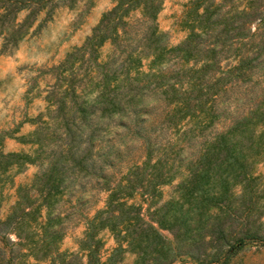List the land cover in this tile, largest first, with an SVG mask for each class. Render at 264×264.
Listing matches in <instances>:
<instances>
[{"label": "trees", "instance_id": "1", "mask_svg": "<svg viewBox=\"0 0 264 264\" xmlns=\"http://www.w3.org/2000/svg\"><path fill=\"white\" fill-rule=\"evenodd\" d=\"M63 4L72 5V0H0V51L17 47L36 21L40 24ZM160 4L161 0H114L83 43L56 66L61 72L69 70L66 77L58 73L67 87L64 94L51 92L53 108L42 120L44 126L38 125L27 139L21 136L35 144L33 149H0V184L11 168L19 171L36 161L41 165L29 181L16 186L14 202L0 215V237L9 247L0 249V264L15 259L17 264H124L127 252L134 257L125 264H227L247 240L264 243L259 219L264 190L254 173V164L264 155V37L253 41L248 27L256 15L252 0L234 15L236 25L229 10L214 18L205 7L199 15L200 31L190 30L176 45L168 44L158 29ZM133 10H139V16ZM232 28L237 30L239 51L232 65L221 67L219 51ZM207 29L212 34L204 38ZM105 42L110 51L100 58L98 48ZM145 57L148 71L142 69ZM172 59L198 65L174 71L172 85L161 68L151 70V65ZM80 69L85 71L81 77ZM183 83L186 88L180 87ZM158 85L166 100L174 97V126L204 137L198 153L186 158L174 149L169 161V144L155 148L146 136L144 159L111 185L106 165L111 146L98 142L93 151L94 142L117 113L125 115L119 124L140 132L141 96ZM233 87L242 112L228 117L221 129L206 133L226 119L219 101ZM186 119L191 121L188 127ZM3 137L0 134V140ZM56 139L55 148L48 151L50 140ZM178 168L185 174L176 195L158 204L157 186L175 177ZM75 180L81 186L91 182L106 196L103 207L85 217L76 249H61L64 216L55 204ZM136 193L148 196L144 209L142 202L129 201ZM102 230L113 238L108 248ZM10 234L16 239L6 238ZM183 254L195 263H176Z\"/></svg>", "mask_w": 264, "mask_h": 264}, {"label": "rangeland", "instance_id": "2", "mask_svg": "<svg viewBox=\"0 0 264 264\" xmlns=\"http://www.w3.org/2000/svg\"><path fill=\"white\" fill-rule=\"evenodd\" d=\"M245 4L248 5V0H161L156 23L162 38L168 44L176 45L186 38L190 30L200 31L199 15L205 7L215 18L217 15L220 17L227 10L230 16H234ZM113 5L114 0H72V5L56 6L40 24L38 21L34 23L32 32L22 39L17 47L7 52L0 51V134H4L0 140V149L4 152L33 149L35 144L23 140L21 136L27 139L38 125H43L42 120L48 119L49 112L53 108L50 103L53 99L51 92L64 94L67 87L65 86L67 81L61 76L58 77V73L66 77L69 70L61 72V68L58 70L56 66L64 59L68 51L83 43L102 13ZM251 7L256 15L248 23V27L253 33L254 41L264 37V0H252ZM132 14L135 17L139 16V10H133ZM43 16L44 14H41L40 19ZM232 21V24L236 25L237 17L234 16ZM217 27L221 26L217 25ZM206 31L209 33H203L204 38L212 34L210 29ZM236 35H238L237 30L232 28L224 48L219 51L221 58L218 64L221 67L235 62V54L239 51ZM216 48L220 49V45ZM109 51L110 43L105 42L98 48L99 57H104ZM149 64V58L145 57L142 64L143 71L149 70ZM262 64L264 65V60ZM197 65L198 63L192 60L183 62L172 59L160 65H151V70L161 68L162 72L170 76L171 83L174 85V71L182 66ZM84 72L83 70L79 77ZM179 86L175 84L178 88L187 87L185 83ZM255 88H259V83ZM163 89V86L158 85L146 90L141 96L140 132L128 131L126 127L119 124L118 122H121L120 119H124L125 115L121 116V113H117L113 115L110 127L101 131L98 140H95L93 151L98 142H100L99 145L111 146L106 162L110 184L123 180L129 167L144 159L146 136L155 142V148L162 149L169 144V161L174 159L172 158L174 149L178 150L177 153L181 157L190 158L197 155L204 137L195 135L193 131L182 133L183 128L177 129L174 126V97L171 96L166 100ZM89 94L87 93L86 97ZM236 97V87H233L221 98L219 103L225 110L226 119L217 121L205 130L206 133L221 129L225 123L229 122L228 117L242 112V107H237L239 101ZM185 122L184 126L188 127L191 121L186 119ZM56 141L58 139L50 140L48 151L55 148L54 145L58 143ZM40 166V163L36 161L24 165L19 171H15V168L7 171L6 177L0 184V215H4L14 202L16 186L29 181L34 173L39 171ZM180 169L183 170L178 168L175 177L170 181L157 186L158 204L176 195L177 184L185 174ZM254 173L258 176L257 182L263 191L264 155L254 164ZM84 184L81 186L78 180L71 181L67 191L56 201L55 209L62 211L65 224V234L60 242L61 249H76L77 238L82 235L84 229L85 217L91 216L96 209L104 205L106 192L98 186L92 187L89 181ZM129 201L142 202L144 209L148 205V196L136 193ZM259 210L261 231H264V196L260 199ZM163 232L168 234L167 230ZM100 235L104 238L106 248L113 245V238L107 230H102ZM9 237L16 239L14 234L6 235V238ZM3 242L4 239L1 236L0 249L8 250V245L5 246ZM133 257V253L127 252L123 263L130 262ZM17 259H21L20 254ZM186 260L189 263H195L194 259L186 254H183L176 263ZM16 261L15 259L11 264H17ZM227 264H264V243L259 240H247L232 252Z\"/></svg>", "mask_w": 264, "mask_h": 264}]
</instances>
